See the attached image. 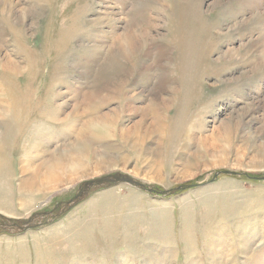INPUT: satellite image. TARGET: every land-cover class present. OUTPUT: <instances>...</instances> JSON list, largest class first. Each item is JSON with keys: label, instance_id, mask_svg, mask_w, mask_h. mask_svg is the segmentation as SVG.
<instances>
[{"label": "rangeland", "instance_id": "1", "mask_svg": "<svg viewBox=\"0 0 264 264\" xmlns=\"http://www.w3.org/2000/svg\"><path fill=\"white\" fill-rule=\"evenodd\" d=\"M0 115V264H264V0H0Z\"/></svg>", "mask_w": 264, "mask_h": 264}, {"label": "bare ground", "instance_id": "2", "mask_svg": "<svg viewBox=\"0 0 264 264\" xmlns=\"http://www.w3.org/2000/svg\"><path fill=\"white\" fill-rule=\"evenodd\" d=\"M2 107V106H1ZM5 111V110H4ZM7 111V110H6ZM5 118V117H4ZM10 118V117H9ZM0 119H3V116L0 115ZM5 120V119H4ZM1 123V122H0ZM2 126V125H1ZM4 129V128H3ZM74 131V130H73ZM110 134V133H109ZM128 140V139H127ZM7 152V151H6ZM8 153V152H7ZM8 155V154H7ZM63 155V153H62ZM88 157V156H87ZM7 158V157H6ZM86 158V157H85ZM63 159V158H62ZM65 159V158H64ZM67 159V158H66ZM72 159V158H71ZM92 160V159H91ZM90 161V158L88 160V162ZM6 162V161H5ZM101 163V162H100ZM55 165V164H54ZM23 166V165H22ZM21 167V166H20ZM31 168V167H30ZM90 168V167H89ZM29 169V168H28ZM91 169V168H90ZM32 170V169H31ZM83 169V165L82 163L77 159V161H70L66 164H57L55 165L53 168L48 169L47 171H40L39 173H37V175L35 174V176H30L28 178H26V181H21L22 179H20L21 182H19V185L17 187V196H18V202H23L22 200L24 198H27L30 196L29 193H44L49 189H55L58 187H60L59 185H61V182L63 180L66 181V184H70L73 183L79 179H81L80 177H77V175L82 172ZM88 170V169H87ZM7 171V170H6ZM98 171V170H97ZM102 171V170H101ZM101 171L94 173L95 174H99ZM107 171V170H105ZM35 172V171H34ZM104 172V171H102ZM101 172V173H102ZM7 173V172H6ZM5 173V175H6ZM1 174V173H0ZM8 175V174H7ZM92 176V175H91ZM147 177V176H146ZM79 178V179H78ZM87 178V177H86ZM150 179V178H149ZM154 180V179H152ZM157 181V180H155ZM4 182L8 183V180H5ZM3 182V183H4ZM64 184V183H63ZM1 190V189H0ZM7 195L2 194L0 197V211H5L3 210L5 208V206L7 205V200H8V196L9 194L6 193ZM25 206H21L19 207V204L16 206V208L14 209L13 212H9L7 214H9L10 216H21V213H25L27 210H29V208L33 205V201H29V202H24ZM20 209V210H19ZM20 212V213H19ZM22 238L17 239V241H21ZM4 240V239H3ZM2 240H0L1 243ZM7 241L8 244L5 246V248L7 249H11V245L10 243L13 242L14 240H4ZM3 251V250H2Z\"/></svg>", "mask_w": 264, "mask_h": 264}, {"label": "water", "instance_id": "3", "mask_svg": "<svg viewBox=\"0 0 264 264\" xmlns=\"http://www.w3.org/2000/svg\"><path fill=\"white\" fill-rule=\"evenodd\" d=\"M105 181H114V182H123V183H128L132 186H135L137 188H140V189H144L146 190L147 192L153 194V195H156V196H169V195H174L177 191H180V190H183L184 188L182 187H178V188H175L173 190H158V189H155V188H152V186H149V187H146L144 183L140 182V181H137L135 179H133L132 177L126 175V174H121V173H117V174H114V175H108V176H105L103 178H100V179H97L96 181L94 180L91 184H96V187L93 188V190H96L98 188H102L100 184V182H105ZM91 184H86L85 185V191L88 190V187L89 186H92ZM85 191H80L79 194L77 196H75L73 199L67 201V202H64L63 203V210H61L60 212H58L56 214V216H59L61 213L65 212L66 210L74 207L75 205L79 204V202H81L84 197L86 196V192ZM41 214V213H39ZM17 224H19V226H17L16 224H10L8 225V228L9 229H19L20 228V231H24L26 229H29V228H32L34 227V225L32 223H30V221H17L15 222ZM26 224L25 227H21L22 224ZM16 225V226H15ZM39 225V224H38ZM36 226V225H35Z\"/></svg>", "mask_w": 264, "mask_h": 264}]
</instances>
